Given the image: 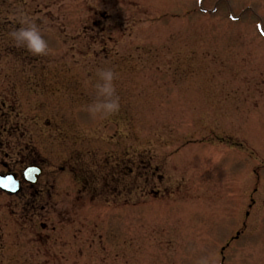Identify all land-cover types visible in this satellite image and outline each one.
Returning a JSON list of instances; mask_svg holds the SVG:
<instances>
[{
	"label": "rangeland",
	"instance_id": "374dc122",
	"mask_svg": "<svg viewBox=\"0 0 264 264\" xmlns=\"http://www.w3.org/2000/svg\"><path fill=\"white\" fill-rule=\"evenodd\" d=\"M39 163L0 264H264V0H0V173Z\"/></svg>",
	"mask_w": 264,
	"mask_h": 264
},
{
	"label": "clouds",
	"instance_id": "9594fccd",
	"mask_svg": "<svg viewBox=\"0 0 264 264\" xmlns=\"http://www.w3.org/2000/svg\"><path fill=\"white\" fill-rule=\"evenodd\" d=\"M18 19L21 27L14 28L8 33L11 42L17 46L26 49L34 56H43L51 51L49 41L45 38L44 31L40 24L32 20L24 11H20ZM116 72L108 67L97 70V100L89 105L88 110L93 115L108 117L120 109V100L116 92L115 81Z\"/></svg>",
	"mask_w": 264,
	"mask_h": 264
},
{
	"label": "water",
	"instance_id": "95a60500",
	"mask_svg": "<svg viewBox=\"0 0 264 264\" xmlns=\"http://www.w3.org/2000/svg\"><path fill=\"white\" fill-rule=\"evenodd\" d=\"M41 175V169L36 166H28L23 169V180L30 184H35L37 178ZM20 181L14 174H0V192L8 195H16L20 192Z\"/></svg>",
	"mask_w": 264,
	"mask_h": 264
},
{
	"label": "flooded vegetation",
	"instance_id": "af4514ba",
	"mask_svg": "<svg viewBox=\"0 0 264 264\" xmlns=\"http://www.w3.org/2000/svg\"><path fill=\"white\" fill-rule=\"evenodd\" d=\"M28 166H36V167H39L40 169H41V175H42V173H43V170H42V168H41V164L39 163V164H30V165H28ZM27 166V167H28ZM26 168V167H25ZM23 171V170H22ZM22 171H21V173H20V178L19 177H17L18 175H16L15 173H12V172H9L10 174H14L15 176H16V179L18 180V181H20V185H21V189H20V192L18 193V194H16V195H19L20 193H23V194H25L26 192H29L30 193V195H32V197H40V196H43L44 195V191H40V190H24L23 191V188L25 187V186H27V185H29L30 187H34L37 183H38V181H39V179H40V177H41V175L37 178V182L35 183V184H30V183H27V182H25L24 180H23V176H22ZM0 174H2V173H0ZM4 174H8V173H4ZM26 191V192H25Z\"/></svg>",
	"mask_w": 264,
	"mask_h": 264
}]
</instances>
